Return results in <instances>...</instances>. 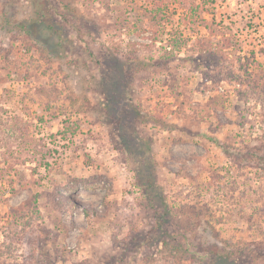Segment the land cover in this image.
I'll return each mask as SVG.
<instances>
[{
    "label": "rangeland",
    "instance_id": "374dc122",
    "mask_svg": "<svg viewBox=\"0 0 264 264\" xmlns=\"http://www.w3.org/2000/svg\"><path fill=\"white\" fill-rule=\"evenodd\" d=\"M262 79L264 0H0V264H264Z\"/></svg>",
    "mask_w": 264,
    "mask_h": 264
},
{
    "label": "trees",
    "instance_id": "16d2710c",
    "mask_svg": "<svg viewBox=\"0 0 264 264\" xmlns=\"http://www.w3.org/2000/svg\"><path fill=\"white\" fill-rule=\"evenodd\" d=\"M211 1H214V0H211ZM69 5L68 4H63V9H69ZM196 8H197V5H194L190 8V12L191 13H195L196 11ZM159 10V8H156ZM173 47H179L178 45L176 46V44H173ZM139 60H135V62L137 63ZM255 86L257 88L260 89V91L264 94V79L260 80L259 82H256ZM217 143V142H216ZM219 147H221V145L218 144ZM150 187L153 186L152 183H150L149 185ZM238 253H241V250H238ZM207 254H209V257L210 259L212 260V262L214 264H225L226 263V260H228V256L224 255V254H221V250L216 247L215 245L214 246H211V247H208L207 248ZM233 255H237V253H233Z\"/></svg>",
    "mask_w": 264,
    "mask_h": 264
}]
</instances>
